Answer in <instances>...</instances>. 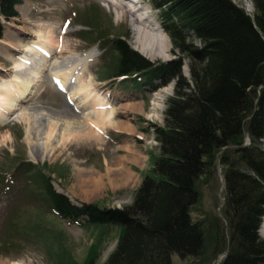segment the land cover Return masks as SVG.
<instances>
[{"label":"rangeland","instance_id":"1","mask_svg":"<svg viewBox=\"0 0 264 264\" xmlns=\"http://www.w3.org/2000/svg\"><path fill=\"white\" fill-rule=\"evenodd\" d=\"M230 1L249 16L253 14L250 0ZM125 4L118 9L101 0H21L16 7L17 17L4 23L0 38V85L13 77L14 73L9 69L18 63L16 59L21 61L18 56L27 55L20 49H26L39 36L43 40L52 37L61 43L60 52L54 49L49 58V64L56 70L68 69L73 62H69L71 58L82 61L84 55L93 50L92 61L84 66L90 72V75L84 74V84L91 83L97 87V96L101 99L107 91L111 97L115 94L117 100L112 105L115 109L109 111V120L120 127L134 129V133L123 134L107 127L101 129L105 134L99 131L94 134L86 129L81 133L84 137L77 140L73 127L64 132L63 120L54 126L57 115L64 116L63 112H69L68 103L56 94L45 72L34 68L39 73L37 77L42 78L39 77L31 96L21 104L30 113L29 123L20 120L21 111L18 109L9 114L7 121L0 123V264H88L90 260L92 264H103L116 248L121 236L120 228L111 225L81 227L58 218L44 200L40 178L47 177L52 188L68 197L73 204L121 209L131 204L142 178L152 168V158L158 154L154 129L164 126V109L168 98L174 95L175 82L153 92L152 84L143 74L127 79H110L116 56L111 54L109 47L102 48L106 41L119 36L152 64L184 58L173 53L151 0H127ZM127 5L131 9L141 8L136 17L145 18L154 28L159 27L160 31H152L150 27L148 38L158 39L160 48L165 46L162 50L169 59L149 60L138 52L140 36L133 33L136 26L130 21L133 17L128 13ZM94 14L99 17V32L89 23ZM87 34L90 36H85ZM100 36L105 38L101 42L98 41ZM33 48L35 53L27 57L38 64L41 55ZM188 64L189 61L184 60L186 77H189ZM29 70L22 71L23 79L32 76ZM126 102L144 103L145 112L129 113L131 106H120ZM74 117L71 118L78 119L76 115ZM47 129L54 133L49 134L48 142L43 140ZM36 131L37 138L34 135ZM30 137H33L32 141ZM259 146L264 152V139L259 141ZM222 172L218 158H215L209 174L196 185L199 198L190 214L193 222H199L203 228L201 255L181 260L174 254L172 264H219L225 256L229 229ZM262 227L263 220L256 234L264 240Z\"/></svg>","mask_w":264,"mask_h":264},{"label":"trees","instance_id":"2","mask_svg":"<svg viewBox=\"0 0 264 264\" xmlns=\"http://www.w3.org/2000/svg\"><path fill=\"white\" fill-rule=\"evenodd\" d=\"M151 1L173 53L184 59L152 64L119 36L102 48L116 56L109 78L143 74L148 82H158L153 88L175 82L164 126L154 129L158 154L149 174L131 204L121 209L76 206L41 176L44 200L58 218L72 224L121 229L103 264H172L174 254L185 260L202 253L203 228L190 211L199 198L198 181L218 158L229 229L219 264H264V240L256 234L264 215V152L259 146L264 138V0H250V16L230 0ZM20 2L0 0V37L1 21L17 17ZM90 19L99 32V17ZM184 60L189 61V77Z\"/></svg>","mask_w":264,"mask_h":264},{"label":"bare ground","instance_id":"3","mask_svg":"<svg viewBox=\"0 0 264 264\" xmlns=\"http://www.w3.org/2000/svg\"><path fill=\"white\" fill-rule=\"evenodd\" d=\"M117 1L118 2H115V1L113 2L115 4L114 6H116L118 9H122L124 7L123 6L124 1H127V0H117ZM140 10L141 8H135V9H129V12H128L130 13V16L133 17V19L130 20L131 23L136 26V28L133 30V33L135 35L138 34L140 36L139 44H137L138 52L141 53L145 58L149 60L156 59V58H162L163 60L169 59L167 56H165L164 54L165 52L162 50L165 48V46L164 48L161 49L159 46L158 39L154 41V39L148 38L147 32L149 31L150 27L151 29H153L152 31L159 30V27L154 28V25L152 26L148 22H146L145 18H141L140 16H139L140 18H138V16L136 17V15H138L137 13ZM161 33L162 35L164 34L162 31ZM56 43L57 41L54 40L52 37H49L48 40H43L41 36H39L38 39L35 42H31V45L26 47V49H20V50H23V52L20 50H17L19 52H22L23 54L25 53L29 55L30 53H35V51L33 52L34 48L32 49V47H35L38 51H40L41 56H40V60L38 64L32 63L29 57H27V55L18 56L19 59L21 58V61L19 60L17 61L16 59V62L18 63H14L13 61L11 62L12 64L14 63L12 67L13 69L11 68L13 71H11V69H9V71L11 73H14L13 77L10 76L8 81L0 85V123L7 121L9 114L14 113L17 109L21 111L20 120L21 121L23 120L27 124L29 123L30 113L28 112L27 109L23 108V105L21 104L24 103V101H26L29 96H31L30 94H32V89L34 88L36 83L40 81L38 80L39 77L42 78V76L37 77L39 73L37 74V72L34 70V68H36L40 70L41 73L45 72V75L48 77V80L49 81L51 80L52 82L51 87L55 88V91L57 92L56 94L60 95L64 99V102L66 104L68 103L66 106H67V109L69 108V112H63L64 116L57 115L56 118H54L56 120L55 123L53 122L54 126H58L57 123L60 121V119L63 120V124L61 126L64 127L63 128L64 132L68 130V127L69 128L73 127L72 129L74 130L75 139L77 140H80L81 138L84 137V134H81V133L83 130H86V129H88L89 131H92L95 134L98 131L101 132L102 128L112 127L114 128L113 130L121 131L123 132V134H126V133L131 134L132 132L131 128L127 126L120 127L119 125L111 123V120H109L111 117L110 116L111 110L115 109V108L114 109L112 108V105L117 100L115 99L116 95L114 94V96L111 97L109 91H107L104 97L107 100L104 98L101 99V97L97 96L98 95L97 87L95 88L91 83L84 84V80L86 79L84 74L86 73L87 75L90 73L88 72V70H85L84 66H86V64L92 61L93 55H94L93 50L88 51L84 55V58H82L83 59L82 61L79 58L78 59L71 58L69 62L71 63L72 60L73 62L70 64L68 69H66L67 67H65V70H63L64 68L62 70H56L52 64H49V61H50L49 58H50L52 51L56 49L57 50V51L55 50L56 52H60L58 50H60V48L62 47L61 43L58 42L57 43L58 48H57ZM24 63L28 64L27 67H26V64ZM27 69L31 70L32 76L29 75L30 76L29 79L26 80V79H23L21 75L23 73L22 71H25ZM33 71H35L36 73ZM79 71L82 72V74L78 73ZM73 78H74V81L72 80ZM72 81L74 83L75 81H77V85H74ZM42 82L43 80H41V83ZM106 95H108V97ZM109 102L111 104H109ZM126 103H130V102H126ZM123 104L125 103H121L120 106ZM98 109H107V110L96 112ZM72 112L74 114H71ZM74 115H76L78 119L71 118V117H74ZM103 115H107V116H103ZM37 132L38 131H36V133L34 134L36 138H37ZM50 132L51 130L47 129V132L43 140L45 139L48 142L49 136L54 134V133L51 134ZM69 132H71V130ZM105 132H106V129H105ZM77 134H81V135L77 136ZM32 140H33V137L31 138V141ZM262 231H263L262 234H264V225L262 227Z\"/></svg>","mask_w":264,"mask_h":264},{"label":"crops","instance_id":"4","mask_svg":"<svg viewBox=\"0 0 264 264\" xmlns=\"http://www.w3.org/2000/svg\"><path fill=\"white\" fill-rule=\"evenodd\" d=\"M124 106H131L132 107V111H129V113H131V112H133V113H140V114H142V113H144L145 111H144V104L143 103H125V104H123ZM122 113H125V112H122ZM113 120V119H112ZM112 123H116V122H112ZM122 124H124V123H122ZM133 132L132 133H134V129L132 130ZM121 132V131H120ZM121 133H123V132H121ZM131 133V134H132ZM127 134V133H126Z\"/></svg>","mask_w":264,"mask_h":264}]
</instances>
